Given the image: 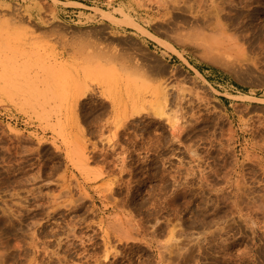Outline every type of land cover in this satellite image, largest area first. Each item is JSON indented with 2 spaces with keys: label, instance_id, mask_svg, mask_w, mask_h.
I'll return each mask as SVG.
<instances>
[{
  "label": "rangeland",
  "instance_id": "obj_1",
  "mask_svg": "<svg viewBox=\"0 0 264 264\" xmlns=\"http://www.w3.org/2000/svg\"><path fill=\"white\" fill-rule=\"evenodd\" d=\"M0 264H264V0H0Z\"/></svg>",
  "mask_w": 264,
  "mask_h": 264
},
{
  "label": "bare ground",
  "instance_id": "obj_2",
  "mask_svg": "<svg viewBox=\"0 0 264 264\" xmlns=\"http://www.w3.org/2000/svg\"><path fill=\"white\" fill-rule=\"evenodd\" d=\"M171 7H173V6H171ZM210 15V14H209ZM193 19H194V21L199 25V23H202V24H207L208 22H209V20H210V18H209V16L208 15H206V14H204V15H195L194 17H193ZM212 21V20H211ZM211 24V23H210ZM197 25V26H198ZM202 26V25H201ZM204 27H207V26H204ZM203 27V28H204ZM205 29V28H204ZM191 35H193V34H191ZM196 35V34H195ZM190 36V35H189ZM194 36V35H193ZM199 36V35H198ZM191 37V36H190ZM138 109V108H137ZM135 111V110H134ZM142 111V110H141ZM135 113V112H134ZM137 114L138 113H140L139 111H137L136 112ZM160 114H158V116H163V112L161 113V112H159Z\"/></svg>",
  "mask_w": 264,
  "mask_h": 264
}]
</instances>
